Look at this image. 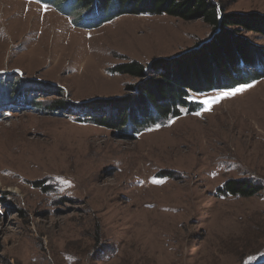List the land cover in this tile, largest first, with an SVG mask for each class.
<instances>
[{"label": "rangeland", "instance_id": "1", "mask_svg": "<svg viewBox=\"0 0 264 264\" xmlns=\"http://www.w3.org/2000/svg\"><path fill=\"white\" fill-rule=\"evenodd\" d=\"M218 1L264 17V0ZM78 4L0 0V264H264V77L193 94L198 111L135 138L29 110L26 97L64 101L73 117H123L97 103L140 97L141 79L117 65L148 68L212 33L200 18L105 20ZM241 36L264 50L263 35ZM231 179L258 191L221 194Z\"/></svg>", "mask_w": 264, "mask_h": 264}, {"label": "trees", "instance_id": "2", "mask_svg": "<svg viewBox=\"0 0 264 264\" xmlns=\"http://www.w3.org/2000/svg\"><path fill=\"white\" fill-rule=\"evenodd\" d=\"M75 1L85 12H98L105 20L123 14H165L183 21L200 18L211 28L212 33L204 43L201 42L181 54L153 59L148 68L137 61L117 65L114 68L116 72L141 79L132 87L139 92L140 97H114L97 103L104 104L102 107L112 108V111L118 110L121 116L126 113L123 117L110 114L96 119L94 114H90L88 118H81L84 113L73 117L71 105L64 101L53 100L44 108L34 97L30 101L26 97V102L37 110L48 111L50 108V111L68 113L74 120L93 121L117 131L126 127V133L135 138L148 127L161 125L170 118L181 115L182 109L195 111L200 103L191 101L190 93L232 89L264 77L263 48L249 43L241 36L243 30L264 36V17L260 14L225 11L218 0ZM145 74L147 80L141 78ZM0 94L2 96L6 92ZM99 108L101 110V106ZM257 191L249 180L231 179L222 186L220 193L248 197Z\"/></svg>", "mask_w": 264, "mask_h": 264}, {"label": "bare ground", "instance_id": "3", "mask_svg": "<svg viewBox=\"0 0 264 264\" xmlns=\"http://www.w3.org/2000/svg\"><path fill=\"white\" fill-rule=\"evenodd\" d=\"M13 1V0H12ZM13 7H15V6H13ZM17 7H19V6H17ZM25 13V12H24ZM45 13V12H44ZM24 15V14H23ZM42 15V14H41ZM5 17V16H4ZM4 17H3V19H4ZM30 17V16H29ZM44 17V16H43ZM53 18V17H52ZM5 21V20H4ZM48 21V20H47ZM35 26V25H34ZM48 43V42H47ZM53 52V51H52ZM58 54V53H57ZM54 62V61H53ZM17 132V131H16ZM21 144V143H20ZM174 144H176V143H174ZM22 145V144H21ZM16 147V146H15ZM18 147V146H17ZM16 147V148H17ZM23 147V146H22ZM152 148V147H151ZM154 148V147H153ZM20 150L19 151H21V148H19ZM113 149V148H112ZM18 151V150H17ZM137 152V151H136ZM148 152V151H147ZM172 153V152H171ZM138 155V154H137ZM128 158V157H127ZM42 162V161H41ZM40 163V162H39ZM48 163V162H47ZM46 163V164H47ZM38 165V164H37ZM41 165H43V164H41ZM50 166V165H49ZM193 166V165H192ZM30 168V167H29ZM40 169V168H39ZM57 170V169H56ZM55 170V171H56ZM64 170V169H63ZM38 172H40V171H38ZM191 172V171H190ZM201 173V172H200ZM66 174V173H65ZM198 179V178H197ZM72 180V179H71ZM195 181H196V179H195ZM199 181V180H198ZM195 185V184H194ZM77 187V186H76ZM120 189V188H119ZM81 190V189H80ZM84 190V189H83ZM122 193H124V191L122 192ZM82 195V194H81ZM85 195V194H84ZM106 198V197H105ZM104 199V198H103ZM102 201H104V200H102ZM107 203V202H106ZM135 203V202H134ZM190 204V203H189ZM171 211V210H170ZM142 231V230H141Z\"/></svg>", "mask_w": 264, "mask_h": 264}, {"label": "water", "instance_id": "4", "mask_svg": "<svg viewBox=\"0 0 264 264\" xmlns=\"http://www.w3.org/2000/svg\"><path fill=\"white\" fill-rule=\"evenodd\" d=\"M204 43V42H203ZM255 264H258V262L257 263H255Z\"/></svg>", "mask_w": 264, "mask_h": 264}]
</instances>
